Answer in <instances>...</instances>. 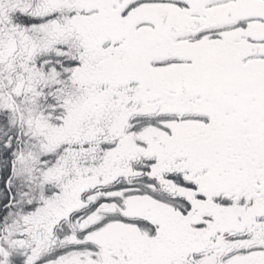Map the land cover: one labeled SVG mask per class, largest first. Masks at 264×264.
I'll list each match as a JSON object with an SVG mask.
<instances>
[{"label":"snow or ice","instance_id":"snow-or-ice-1","mask_svg":"<svg viewBox=\"0 0 264 264\" xmlns=\"http://www.w3.org/2000/svg\"><path fill=\"white\" fill-rule=\"evenodd\" d=\"M0 264H264V0H0Z\"/></svg>","mask_w":264,"mask_h":264}]
</instances>
